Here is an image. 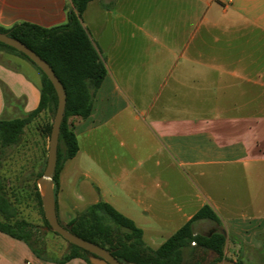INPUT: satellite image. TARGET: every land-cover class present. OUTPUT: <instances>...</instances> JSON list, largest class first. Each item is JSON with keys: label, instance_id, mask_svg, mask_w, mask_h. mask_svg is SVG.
Segmentation results:
<instances>
[{"label": "crops", "instance_id": "crops-1", "mask_svg": "<svg viewBox=\"0 0 264 264\" xmlns=\"http://www.w3.org/2000/svg\"><path fill=\"white\" fill-rule=\"evenodd\" d=\"M73 7L71 0H0V27L59 25ZM109 12L113 40L103 50ZM82 24L107 74L91 114L69 117L79 150L59 175V221L68 224L102 199L156 249L208 204L220 223L199 219L194 230L213 221L218 228L209 232L227 237L226 259L262 264L264 0H91ZM40 100L38 69L6 54L0 119L23 117ZM209 251L201 264L218 257ZM64 254L45 247L39 256L0 231V264H88L61 262Z\"/></svg>", "mask_w": 264, "mask_h": 264}, {"label": "trees", "instance_id": "trees-1", "mask_svg": "<svg viewBox=\"0 0 264 264\" xmlns=\"http://www.w3.org/2000/svg\"><path fill=\"white\" fill-rule=\"evenodd\" d=\"M71 1L74 7L68 12V20L65 23L44 27L35 23L22 22L8 29L0 27V31L7 32L25 42L47 60L66 89L67 104L60 128L54 177L56 195L59 175L65 161L74 157L79 150L78 138L73 125L69 122V117L86 118L91 114L94 96L107 74L106 65L82 24L83 12L91 0ZM0 47L29 60L41 75L39 106L23 117L0 119L1 148L17 143L25 126L42 111L53 110L55 113L58 96L48 76L26 54L2 42H0ZM52 123L46 124L49 135ZM35 187L37 201L42 208L38 185L35 184ZM16 215L17 210L11 207L10 200L0 183V231L23 239L39 256H45V247L42 248L38 243L39 238L35 237L38 232L36 226L25 219L16 218ZM204 218L220 223L217 214L206 204L156 249L146 245L142 229L136 226L133 220L102 199L78 212L65 225L74 234L105 247L125 264H201L199 260L185 262V249L191 246L192 242L196 243L195 249L216 252L218 257L214 262L226 259L224 248L227 237L222 231L217 230L204 234L194 230L193 223ZM44 219L51 228L47 219L45 217ZM90 255L91 252L88 250L70 244L69 251L62 256L60 261L65 262L81 257L88 264H92L89 259ZM238 263L241 264V261L238 260Z\"/></svg>", "mask_w": 264, "mask_h": 264}, {"label": "rangeland", "instance_id": "rangeland-1", "mask_svg": "<svg viewBox=\"0 0 264 264\" xmlns=\"http://www.w3.org/2000/svg\"><path fill=\"white\" fill-rule=\"evenodd\" d=\"M8 53L0 47V60ZM54 116L53 110L42 111L25 126L17 143L0 148V183L16 207V218L25 219L36 226L38 232L35 237L39 238V245L49 248L56 255H62L69 251L70 243L45 223L43 206L41 208L37 201L35 187L39 174L43 173L47 164L50 135L46 124L53 122ZM216 228L218 225L209 220L199 221L195 226V230L202 233ZM210 258V251L203 249L185 254V262L188 263L195 260L208 261Z\"/></svg>", "mask_w": 264, "mask_h": 264}, {"label": "water", "instance_id": "water-1", "mask_svg": "<svg viewBox=\"0 0 264 264\" xmlns=\"http://www.w3.org/2000/svg\"><path fill=\"white\" fill-rule=\"evenodd\" d=\"M113 40L111 13H108V22L99 44L103 50L108 49ZM0 42L16 48L17 50L26 54L34 63H36L51 80L58 96V106L55 112L52 123V130L49 140L47 164L43 173L37 179V185L41 194L42 206L45 217L49 222L51 229L60 234L70 244H75L85 250L91 252L89 259L92 264H125L115 257L109 250L96 244L92 241L86 240L73 232H71L65 224L61 223L57 215L56 207V193H55V174L58 158V143L61 123L64 118L67 92L61 82L60 78L55 73L50 63L41 57L36 51L30 48L25 42L18 38L9 35L7 32L0 31ZM136 264V263H127ZM212 264H239L235 260L222 259L213 262Z\"/></svg>", "mask_w": 264, "mask_h": 264}, {"label": "built area", "instance_id": "built-area-1", "mask_svg": "<svg viewBox=\"0 0 264 264\" xmlns=\"http://www.w3.org/2000/svg\"><path fill=\"white\" fill-rule=\"evenodd\" d=\"M193 245H195L196 243L195 242H192Z\"/></svg>", "mask_w": 264, "mask_h": 264}]
</instances>
